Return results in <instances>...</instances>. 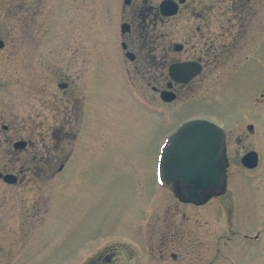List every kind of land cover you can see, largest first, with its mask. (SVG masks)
<instances>
[{"label": "rangeland", "instance_id": "obj_1", "mask_svg": "<svg viewBox=\"0 0 264 264\" xmlns=\"http://www.w3.org/2000/svg\"><path fill=\"white\" fill-rule=\"evenodd\" d=\"M106 3L50 0L38 12H16L5 10L0 0V172L19 178L16 183L0 178V264H79L84 254L106 240L130 243L147 229L159 228L161 200L170 204L166 218L176 216L177 199L158 184L157 164L177 122L157 115L153 108L147 114L141 94L125 77L124 82L102 77L103 65L113 66L110 55L100 58L99 89L90 84L94 73L90 59L114 51ZM256 19L262 21L257 73L264 92V0ZM82 55L85 70L79 80L84 81L86 100L92 95L93 107L92 119L86 122L88 136L61 141L48 127L61 128L63 105L67 109L72 104L58 81L65 78V68L71 70L69 77L82 68ZM253 82L247 77L245 85ZM238 85L240 81L229 83L225 90L230 93ZM258 127L264 150V108ZM21 139L29 145L19 151L13 143ZM67 149L78 156H71L70 169L59 172ZM37 166L43 171L36 173ZM232 170L240 171L234 164ZM231 175L224 197L236 200H213V208L208 206L204 213L187 214H194L197 227L206 218L204 227L215 230V235L226 228L260 232L253 245L256 253L251 252L250 259L246 256L243 264H264V176ZM238 234L233 237L239 239ZM218 238H211L213 251L223 253L225 247L239 244L227 245L224 237L219 242ZM138 252H129L133 261L121 258L116 264H143ZM228 254L237 263L238 256Z\"/></svg>", "mask_w": 264, "mask_h": 264}, {"label": "flooded vegetation", "instance_id": "obj_2", "mask_svg": "<svg viewBox=\"0 0 264 264\" xmlns=\"http://www.w3.org/2000/svg\"><path fill=\"white\" fill-rule=\"evenodd\" d=\"M1 1L2 7L8 11L38 12L50 0ZM106 1L114 51L90 59L94 67L90 84L94 83V88L96 84L95 89H99L100 58L110 55L113 66L105 63L102 77L111 76L114 81H118V77H125L127 82L129 80L131 86L141 94L147 114L153 108L157 115L177 122L170 134L180 124L193 119L208 120L222 127L225 132L226 189L221 192L211 188L202 193L206 196L201 195L199 200H189L188 186L180 179L173 177L168 182L163 181L162 187L177 199L173 221L166 218L170 204L161 200L163 217L158 218L160 226L155 230L147 229L142 238L133 241L139 245L134 246L133 242L123 240H106L84 254L79 264H116L121 258L131 262L133 258L129 252L133 251L143 254V264L245 263L246 256L255 252L253 245L259 239L260 232L251 234L245 232L244 228L237 231L226 228L224 232L215 235V230L204 227L206 218L197 227V218L187 213L193 210L204 213L208 206L213 208V200H236L234 197H224L233 172L244 173L248 179H262L264 176L261 174L264 173L261 171L264 167V150L261 149V129L258 127L264 108V92L261 91L262 85L257 73L261 62L262 21L256 19L263 0ZM82 56L79 58L82 68L72 69L76 74L72 76V73L70 77L68 74L71 70L65 68L62 71L65 78L58 81L59 87L67 95L66 100L72 104L67 109L63 105L61 128L48 127L49 133L61 141L76 139L79 134L81 137L88 136L86 122L92 119L93 107L90 102L92 95L89 94L86 100L84 81L81 84L79 80L81 72L85 70V59ZM251 76L254 82L245 85L247 77L252 80ZM239 81L241 85L235 86L230 93L225 90L229 83ZM65 102L63 97L62 103ZM19 141H25L26 144L16 150H25L29 141ZM67 151L59 172L70 169L71 156L74 159L78 156L71 149ZM250 152H255L257 156V164L252 168L242 163L244 155ZM233 164L240 171H233ZM43 169V166H37L35 172H42ZM225 224L230 226L228 222ZM235 232L239 233V239L233 237ZM213 236L219 237L216 239L218 242L224 237L223 243L227 245L238 242L233 245L237 251L233 252L234 249L229 246L223 249V253L219 249L213 251ZM226 252L236 254L239 259L237 263L230 261L235 256Z\"/></svg>", "mask_w": 264, "mask_h": 264}, {"label": "water", "instance_id": "obj_3", "mask_svg": "<svg viewBox=\"0 0 264 264\" xmlns=\"http://www.w3.org/2000/svg\"><path fill=\"white\" fill-rule=\"evenodd\" d=\"M3 43L0 41V47ZM225 133L218 125L201 119L189 120L167 139L159 159V174L168 182L175 177L188 187L189 200H199L211 188L216 191L225 189L224 157ZM25 141H17L14 146L22 148ZM242 162L248 167L257 164L255 152L247 153ZM2 174L0 173V177ZM4 180L15 183L17 177L5 174Z\"/></svg>", "mask_w": 264, "mask_h": 264}]
</instances>
